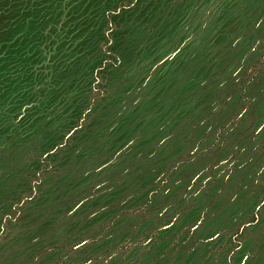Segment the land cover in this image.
<instances>
[{"label":"rangeland","instance_id":"374dc122","mask_svg":"<svg viewBox=\"0 0 264 264\" xmlns=\"http://www.w3.org/2000/svg\"><path fill=\"white\" fill-rule=\"evenodd\" d=\"M0 264H264V0H0Z\"/></svg>","mask_w":264,"mask_h":264}]
</instances>
